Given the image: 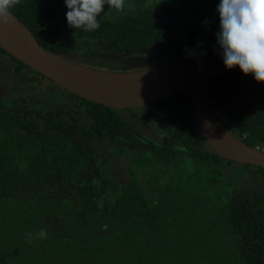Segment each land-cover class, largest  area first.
Masks as SVG:
<instances>
[{"label": "trees", "instance_id": "1", "mask_svg": "<svg viewBox=\"0 0 264 264\" xmlns=\"http://www.w3.org/2000/svg\"><path fill=\"white\" fill-rule=\"evenodd\" d=\"M219 2L172 0L144 15L160 18L159 24L153 20L139 24L143 16L136 15V24L142 26L132 31L126 23L107 24L103 14L95 31L71 28L64 0H21L10 14L40 47L66 61L61 53H67V44L82 36L109 37L128 49L160 48L174 54L198 45L208 49L209 45H203V33L206 28L215 30L216 19L211 14ZM140 11L135 14L143 15ZM49 28L53 32L48 35ZM0 55H6L1 48ZM240 75L233 68L211 80L210 104L225 111L228 122L224 128L232 137L264 151V131L258 128L256 117L241 116L230 106L236 90L231 87L239 84ZM152 107L164 110L154 116L160 120L165 115L157 123L162 142L148 144L154 146L153 163L145 161L141 166L149 177L141 183L131 173L126 184L108 178L110 156L104 150L111 147L118 152L129 145L133 147L126 151L135 148V154L141 156L146 143L135 142L129 135L124 140L115 136L123 132L104 134L108 128L132 129L112 118L110 109L94 104L86 112L82 107L83 113L77 111L82 124L76 115L66 118L64 112L42 113L57 120H52L51 133L30 137L44 153L41 167L31 169L3 166L8 158L15 163L27 161L23 149L27 138L21 132L29 128L22 111L5 109L0 137L13 139L14 146L7 149L3 145L7 152L0 153V264H264V170L226 161L210 149L186 92ZM138 122L145 128L152 125L142 115ZM177 157L185 164H174V176H167V167ZM135 163L137 159H133ZM157 163L159 175L164 173L163 184L152 177ZM236 177L252 178L254 184L260 182L262 190L239 191ZM42 228L47 239L33 237L31 244L26 243L28 233Z\"/></svg>", "mask_w": 264, "mask_h": 264}, {"label": "flooded vegetation", "instance_id": "2", "mask_svg": "<svg viewBox=\"0 0 264 264\" xmlns=\"http://www.w3.org/2000/svg\"><path fill=\"white\" fill-rule=\"evenodd\" d=\"M170 2H172V0H126L125 8L121 12L111 11L108 8H104V12L102 14L106 15V17L103 18V20L104 22L112 26L122 25L123 23H126V25L130 27L131 31L137 30L142 25L152 23V20L157 21V24H159L158 20H160V18L155 17L154 19H149L145 18L144 15L148 14V10L156 11L155 9H157L158 7H164L165 5L170 4ZM216 9L215 12L211 14V18L216 19L215 30H212V32H208L206 28L203 33V43L207 42V45H209V43L214 44V42H216V34L219 32V14ZM136 11L144 13L143 15L138 13L135 14ZM136 15L143 16V20L139 22V24L142 25L136 24V20L134 19ZM205 16L202 15V20ZM52 32L53 31L50 28L47 31L48 35ZM55 40L56 39H54L53 41ZM67 47L69 48V51L67 53H61V57H64L67 62L78 66H84L94 71H103L112 74L144 72V70H141L139 66L137 68H129L128 66H126L127 64L125 61L124 63H119V67L116 66L117 64L112 65V62L110 60H112V58L115 56L122 57L125 60L131 59L135 63L145 57H149L152 60L156 59L157 62H160L161 64L159 63L158 66L155 64L156 66L154 69L172 67L176 65V63L172 61L171 58H168L169 56H175V52H167L165 50H161L160 48L142 49L135 47L133 49H128L126 46L120 43L113 42L109 37L90 38L82 36L71 44L68 43ZM212 47L215 46L213 45ZM217 47L219 46L217 45ZM3 52L7 56L0 55V118H2V113L5 111V109H14L22 111L24 116L29 119L28 130L25 132H21L24 138H27V146L23 148L25 154L27 155V161L22 163H15V160L13 158H8L6 159V164L3 166H6L10 169H14L15 167H20L23 169H31V167L39 168L41 167L40 165L42 163V156H44V153L37 149L34 143H31L30 137L35 134H38V136L40 137V134H46V132L51 133L52 120H57V117L54 115H60L62 112L65 113L66 118L76 115V120L79 119L81 123L83 117L81 116V114L77 113V111L83 113L81 112V110L82 107H84L87 112L90 108V105L92 106L95 104L99 106V104L80 98L77 95L66 91L57 83L51 81L50 79L44 77L39 73L34 72L18 60H16L14 57L6 53L4 50ZM162 57L165 59V61H163V59H158ZM17 62H19L23 66L19 65ZM149 66L153 65L149 64L146 67ZM238 83V85L231 87L232 91L234 89H236L237 91L235 90V94H231L230 106L232 107V109L238 112V114H241V116H251L253 118L256 117L255 122L259 123L258 128L263 132L264 89L257 88L256 94L251 95L250 91L253 89V77L251 75L244 76L241 74ZM209 90L207 93L208 105L212 112L215 113L218 121L224 127L228 122V119H226L224 114L225 111L221 109H213L209 100ZM152 105L153 104L145 107L129 109H113L100 105L110 109L113 113L111 117L117 118L123 126H129L132 128L130 130H112L108 128L107 130H105L104 134L115 135L118 132H123L121 135L115 136L120 140H124V138L129 135L130 137L134 138L135 142L139 139L140 142L145 141L146 143V146L143 149H140L142 154L141 156H139L140 154H135V148L126 151V149L133 146L125 145L124 147H120V150L122 151L118 152H113L111 150V147H106V149L104 150L105 156H110V160L106 164L107 170L109 171L108 178L113 183H128L130 177L132 176L131 173H136V178L141 183H143L144 180L149 177L148 172L144 170L141 165H143L142 162L145 161L147 163H149V161L152 162L151 152L154 146L151 147L148 144H158L162 142V138L158 133L157 123H159V121H161L165 116L163 115L160 120H156L157 118L155 119L154 116L156 114L164 112V110L156 107L149 108V106ZM31 110L32 112H30ZM46 112H52L54 115L47 116L42 114ZM140 115H142V117L147 121L148 124L152 123L149 128H145V126H143L145 125L143 124V122H138V118ZM46 120H49L51 122V125L47 126L45 124ZM3 145H5L7 149H13L12 146H14V140L9 137L7 139L0 137V153L7 152V150L4 149ZM254 148L260 150L258 147ZM133 159H137L138 163L133 164ZM179 159L180 157H177V160H174L173 163L167 167V176H174V173L176 172V168L175 166H173L174 164L177 165V163H181L179 166L185 164V162H182ZM158 166H160V163H157L156 168ZM179 168L180 167H178L177 170ZM160 171L161 167L157 168L152 177L160 178L161 184H163L164 180H162V178L164 176V173L160 176ZM243 182L244 181H241V183Z\"/></svg>", "mask_w": 264, "mask_h": 264}, {"label": "water", "instance_id": "3", "mask_svg": "<svg viewBox=\"0 0 264 264\" xmlns=\"http://www.w3.org/2000/svg\"><path fill=\"white\" fill-rule=\"evenodd\" d=\"M0 48L66 91L113 109L145 107L176 93L186 92L196 124L209 147L226 161L264 170V152L232 137L208 105L210 81L220 78L227 71L222 57L207 67H166L164 69H175L176 72L158 79L144 78L142 74L161 73L163 68L123 74L94 71L49 54L11 14L6 22H0Z\"/></svg>", "mask_w": 264, "mask_h": 264}, {"label": "clouds", "instance_id": "4", "mask_svg": "<svg viewBox=\"0 0 264 264\" xmlns=\"http://www.w3.org/2000/svg\"><path fill=\"white\" fill-rule=\"evenodd\" d=\"M20 2L0 0V22H6L10 11ZM64 3L69 27L92 32L100 27L105 5L121 12L126 0H64ZM216 11L219 14L216 43L224 67L229 71L238 68L242 75H251L255 82L264 84V0H220ZM33 237L47 239L48 234L43 228L28 233L26 243L31 244Z\"/></svg>", "mask_w": 264, "mask_h": 264}, {"label": "rangeland", "instance_id": "5", "mask_svg": "<svg viewBox=\"0 0 264 264\" xmlns=\"http://www.w3.org/2000/svg\"><path fill=\"white\" fill-rule=\"evenodd\" d=\"M203 45H207V42H204ZM213 45L215 47H212ZM216 47H217V45L210 44V43H209L208 49H205L204 47L199 45V46H196L194 49L189 50L188 52H185L182 54H176L175 56H169L168 58H171L172 61H174L176 63V66L199 65V66L207 67V66H210V65L216 63L219 60V58L221 57V55H220L221 50L219 47H217V48ZM209 48H212V49H209ZM158 59H163V61H165V59L163 57L158 58ZM168 60H170V59H168ZM110 61L112 62V65L117 64L116 65L117 67L120 66L119 63H124V61H125L127 64L126 66H128L129 68H133V67L137 68L139 66L141 68V70H144V71L152 70L150 67H146L147 65L151 64L155 68V66L156 65L158 66V64L160 63V62H157L156 59L152 60L149 57L142 58L137 63H135L131 59L125 60L122 57H116V56L113 57L112 60H110ZM81 67H84V66H81ZM84 68H86V67H84ZM154 70H156V69H154ZM252 85H253V89L250 91L251 95L256 94L257 88H263L264 89V84L257 83V82H255L254 79H253ZM241 181H244V182L241 183ZM236 183H238V184L241 183L239 185L238 189H239V191H242V192H253V191L262 190L260 187V182H255V184H254L252 178H249V177L242 178V179H240L239 177H236Z\"/></svg>", "mask_w": 264, "mask_h": 264}, {"label": "bare ground", "instance_id": "6", "mask_svg": "<svg viewBox=\"0 0 264 264\" xmlns=\"http://www.w3.org/2000/svg\"><path fill=\"white\" fill-rule=\"evenodd\" d=\"M176 70L175 69H164L163 71H161V73H145V74H142V77L144 78H150V79H158L160 77H163L165 75H170V74H173L175 73Z\"/></svg>", "mask_w": 264, "mask_h": 264}]
</instances>
